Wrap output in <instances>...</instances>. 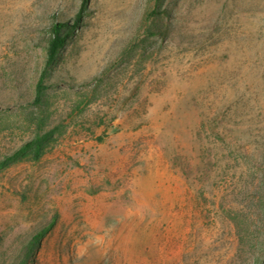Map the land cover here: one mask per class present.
<instances>
[{
	"label": "rangeland",
	"instance_id": "obj_1",
	"mask_svg": "<svg viewBox=\"0 0 264 264\" xmlns=\"http://www.w3.org/2000/svg\"><path fill=\"white\" fill-rule=\"evenodd\" d=\"M81 2L0 0V264H264V0Z\"/></svg>",
	"mask_w": 264,
	"mask_h": 264
},
{
	"label": "trees",
	"instance_id": "obj_2",
	"mask_svg": "<svg viewBox=\"0 0 264 264\" xmlns=\"http://www.w3.org/2000/svg\"><path fill=\"white\" fill-rule=\"evenodd\" d=\"M154 5L153 8L149 11H146L144 16V21L155 18H162L167 14V9L161 7L163 5L164 0H153ZM87 0H82L81 2V10L75 17V21L72 27L77 25V22L80 20L83 8L85 7ZM66 28L65 23H52L48 28L46 35L44 36L45 42V65L42 71L40 72L37 81L35 83L34 89V103H38L41 99L43 92L48 88V85L45 83V77L47 74V69L53 66L55 59L58 57L59 53L64 47L65 40L68 36L67 32H71L72 29L67 30L64 33ZM167 35L166 27H160L156 29H148L146 28V37L149 36H160L165 37ZM53 135V131H48L45 133H38L35 137L27 142H25L19 149L14 151L12 154L6 156L2 160H0V169L8 166L13 161L20 158L26 152L31 151L33 158L38 160L42 155V149L46 140H48ZM39 236L42 234L39 233ZM29 253V251H27Z\"/></svg>",
	"mask_w": 264,
	"mask_h": 264
}]
</instances>
